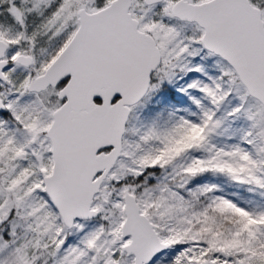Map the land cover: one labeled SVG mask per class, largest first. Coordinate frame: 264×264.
<instances>
[{"label": "snow or ice", "instance_id": "snow-or-ice-1", "mask_svg": "<svg viewBox=\"0 0 264 264\" xmlns=\"http://www.w3.org/2000/svg\"><path fill=\"white\" fill-rule=\"evenodd\" d=\"M0 264H264V0H0Z\"/></svg>", "mask_w": 264, "mask_h": 264}]
</instances>
